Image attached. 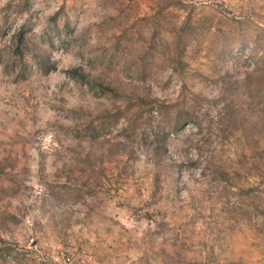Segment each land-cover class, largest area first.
<instances>
[{"label": "rangeland", "instance_id": "obj_1", "mask_svg": "<svg viewBox=\"0 0 264 264\" xmlns=\"http://www.w3.org/2000/svg\"><path fill=\"white\" fill-rule=\"evenodd\" d=\"M0 264H264V0H0Z\"/></svg>", "mask_w": 264, "mask_h": 264}]
</instances>
